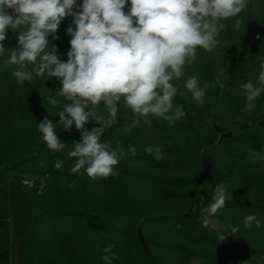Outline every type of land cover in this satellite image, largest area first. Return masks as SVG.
Listing matches in <instances>:
<instances>
[{"label": "trees", "instance_id": "obj_1", "mask_svg": "<svg viewBox=\"0 0 264 264\" xmlns=\"http://www.w3.org/2000/svg\"><path fill=\"white\" fill-rule=\"evenodd\" d=\"M72 20L66 17L48 37L49 47L55 44L65 62ZM222 22L226 27L219 46L212 52L198 48L196 61L185 68L186 75H198L202 85H209L204 105L192 99L183 78L175 83L185 94L178 95L175 104L183 105L186 115L172 124L150 117L151 126L141 121L125 128L132 115L121 104L117 125L107 129L102 140L113 147L123 145L128 154L116 166L118 175L95 180L71 171L76 158L68 153L81 132L74 124L69 131L59 123L62 97L58 105L48 103L62 87L60 80L45 75L18 85L16 66L7 59L18 40L7 30L2 42L7 50L0 57V184L12 173L45 177L22 242L23 264H105L102 249L109 244L119 256L113 264L255 262L228 236L219 240L221 233L234 235L264 261V227L243 225V217L252 212L264 224V93L248 114L240 89L242 83L255 81L264 59V0H248L246 10ZM97 111L107 115L103 104ZM45 116L53 119L58 138L66 144L61 152L49 150L38 131ZM95 126L91 120L86 124L89 130ZM149 145L163 146V158L146 153ZM130 146L135 155L129 153ZM58 159L63 161L59 169ZM221 183L226 206L209 218L204 209ZM206 218L211 220L208 226L203 224ZM229 226L239 230L232 233ZM0 264H8L2 244Z\"/></svg>", "mask_w": 264, "mask_h": 264}, {"label": "clouds", "instance_id": "obj_2", "mask_svg": "<svg viewBox=\"0 0 264 264\" xmlns=\"http://www.w3.org/2000/svg\"><path fill=\"white\" fill-rule=\"evenodd\" d=\"M247 8L248 0H130V4L129 0H82V4L77 0H0V57L5 56L7 48L2 42L10 28L18 40L7 55L8 62L16 66V83L23 86L45 75L61 82L48 103L58 105L62 97L64 103L56 113L59 123L69 131L74 124L81 132L68 153L76 158L71 171L93 180L107 179L119 174L116 166L128 154L123 145L113 147L102 140L105 131L117 125L121 104L132 115L125 128L141 121L151 126L150 117L172 124L186 115L183 105L175 104L176 97L185 94L175 83L183 78V87L203 106L209 85H202L198 75H186L185 68L196 61L198 48L212 52L219 46L226 27L222 21ZM68 16L73 17L75 27L67 28L71 39L65 62L55 44L49 47L48 37ZM240 89L245 98L243 111L251 114L256 99L264 93V59L255 81L242 83ZM101 104L107 109L106 116L97 111ZM90 120L99 126L89 130ZM37 128L52 152L66 147L53 119L45 116ZM162 147L149 145L145 152L160 160ZM129 153L135 155L134 146ZM62 164L58 159L55 167ZM214 191L213 202L204 209L209 218L226 206L225 185L217 184ZM209 218L203 220L204 226L210 224ZM243 225L264 227L255 212L243 217ZM229 227L232 233L239 230ZM227 236L221 233L219 240ZM113 247L109 244L102 249L105 264L119 259Z\"/></svg>", "mask_w": 264, "mask_h": 264}, {"label": "rangeland", "instance_id": "obj_3", "mask_svg": "<svg viewBox=\"0 0 264 264\" xmlns=\"http://www.w3.org/2000/svg\"><path fill=\"white\" fill-rule=\"evenodd\" d=\"M45 184V177L36 174L12 173L0 184V244L8 251V264H23L22 242L33 217L35 196ZM228 241L236 246L251 264H264L261 255L253 256L247 245L228 233ZM253 249L256 247H252ZM197 264V260L190 261Z\"/></svg>", "mask_w": 264, "mask_h": 264}]
</instances>
